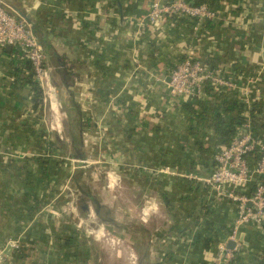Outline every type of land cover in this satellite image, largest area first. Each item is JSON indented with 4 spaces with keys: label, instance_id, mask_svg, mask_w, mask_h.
I'll return each mask as SVG.
<instances>
[{
    "label": "crops",
    "instance_id": "crops-1",
    "mask_svg": "<svg viewBox=\"0 0 264 264\" xmlns=\"http://www.w3.org/2000/svg\"><path fill=\"white\" fill-rule=\"evenodd\" d=\"M0 1L33 26L57 98L54 113L43 97L34 107L30 65L14 48L0 49V250L10 240L20 243L18 250L4 252L5 263L87 264L80 250L74 254L68 247L78 228L72 200L74 216L67 214L68 185L79 171L96 165L124 186L135 210L129 222L137 213L142 217L140 231L149 235L147 244L157 245L158 264H216L215 245L227 239L236 219L235 206L203 181L224 144L214 126L223 102L205 87L203 100L185 107L188 102L169 98L167 83L171 68L191 49L238 85L219 93L239 98L247 79L254 78L251 116L264 135L262 44L249 18L258 6L250 0H207L218 19L206 22L194 39L189 19L166 17L138 27L151 0ZM52 117L60 118L61 135L47 126ZM72 129L78 137L74 148ZM70 147L101 160L75 165L71 172L64 159L87 156L75 158ZM89 210L100 220L98 206ZM240 239L239 264H264V227L246 225Z\"/></svg>",
    "mask_w": 264,
    "mask_h": 264
},
{
    "label": "built area",
    "instance_id": "built-area-1",
    "mask_svg": "<svg viewBox=\"0 0 264 264\" xmlns=\"http://www.w3.org/2000/svg\"><path fill=\"white\" fill-rule=\"evenodd\" d=\"M166 17L193 21L194 39H197L199 30L206 22L218 19L217 13L207 4L195 5L185 0H151L144 20L137 22V25L140 27L146 24L151 27ZM7 46L14 48L20 58L30 65L32 88L41 91L43 102L48 103L51 111L56 110V89L44 48L33 26L0 1V49ZM207 84L215 92L235 91L238 86L236 82L224 77L222 69L197 59L191 49L169 72L168 96L172 101L180 100L183 103L202 101ZM254 84V78L247 79L248 86H243V93L239 97L244 106L241 113L244 122L237 127L228 144L218 147L213 155V171L203 180L218 198L230 201L236 208V219L227 239L215 245L216 264H230L235 260L242 249V227H264V135L254 131L251 116L253 102L249 87H254ZM49 128L61 135L60 118L52 117ZM85 162L81 161L82 164ZM230 242L233 243L232 248L227 246ZM19 248L18 240L8 241L0 250V264H6V250Z\"/></svg>",
    "mask_w": 264,
    "mask_h": 264
},
{
    "label": "rangeland",
    "instance_id": "rangeland-1",
    "mask_svg": "<svg viewBox=\"0 0 264 264\" xmlns=\"http://www.w3.org/2000/svg\"><path fill=\"white\" fill-rule=\"evenodd\" d=\"M250 2L259 8V10L254 11L253 18L251 15L249 18L255 22V30L259 36H257L258 40L259 38L261 40L262 46L259 49L262 52L261 64L263 70L264 0H250ZM61 107L63 108V106ZM46 122L47 126H50L51 119L46 120ZM79 141H82L81 138H79ZM70 150H72L70 155L87 156L84 157L86 158L85 160H83L84 158L73 160L72 157H68L67 160L64 159L71 172L74 170L75 165H82L81 161L90 160L88 162L92 163L93 161L101 160V158L92 157V151H85L82 154L81 151L77 152L71 147ZM95 166L90 165L81 175L77 173L78 180L70 184V186L68 185V189L70 190L68 191L70 205L67 208V214L69 217L71 215L72 217L74 216L71 200L74 201V204H77L78 210L77 217L75 218V225L78 226V228L75 226L77 234L75 229L70 235L73 236L74 244H68V247H71L69 251L74 253L72 251L74 249L76 250L74 254H77L78 250H80L83 256H85L87 264H158L161 256L156 249L157 245L154 244L155 246L153 247V244H147L148 240L150 241L149 235L140 231L144 229L141 225L142 217L137 213L135 217H132L134 219L129 222L131 214L133 215L135 210L132 212L133 208L129 206L131 202L125 200L126 193L124 186L122 187L118 184L116 176L110 175L109 169L100 170L96 169ZM114 179L115 181H113ZM82 192H86L85 196L87 198ZM63 193L65 194L66 192ZM88 198L96 200L103 207H110V209L102 210V218H105L107 222L101 220L102 218L99 220L94 213L90 216L89 207L93 208V204ZM110 212H112L111 216L109 215ZM51 213L57 219L60 218L56 212ZM67 214L65 213L64 216L67 217ZM56 218L54 219L57 220ZM112 219H116V222L113 223ZM78 236H81L85 241L89 240V244L81 243L80 245ZM77 244L80 246L77 247L78 249L74 248ZM158 250L160 251L161 249Z\"/></svg>",
    "mask_w": 264,
    "mask_h": 264
},
{
    "label": "trees",
    "instance_id": "trees-1",
    "mask_svg": "<svg viewBox=\"0 0 264 264\" xmlns=\"http://www.w3.org/2000/svg\"><path fill=\"white\" fill-rule=\"evenodd\" d=\"M189 1H193L195 5H199V4H207V0H189ZM239 9V8H238ZM182 61V60H181ZM32 74V73H31ZM207 91L208 93L213 92V88L207 84ZM206 91V92H207ZM34 95H35V100H34V107H36L38 104L41 103V91L39 89H33ZM214 96H219L222 99V111L216 114V118H215V133L217 135V137L224 143V144H228L231 140V138L233 137V135L236 132V129L238 126L242 125V123L244 122V120L241 118V113L244 110V106L243 104L240 102L239 98H230L227 95H225L224 93H219V92H213ZM191 102L189 101L188 103H185V107L188 108H193V106L190 104ZM237 112L236 116L230 117V115H232L233 112ZM255 111L254 109V105H252V110H251V114H253V112ZM221 115H227L226 119L222 120ZM255 123L253 124L254 126V131L259 132L256 128H255ZM71 126L72 128L76 127L75 122H71ZM75 131H73L72 129V136L70 137L72 140L71 142L74 144H72V147L74 148L77 145V141H78V137L75 135ZM76 156V157H75ZM75 158H82V155H75ZM80 173V175L82 174V171L78 172ZM77 181V176L75 175V179L74 181ZM82 194L85 196L86 192H82ZM87 198V196H85ZM89 199V198H88ZM91 201L92 204H94L95 206H98V211L102 210V207L99 206V204H96V201L94 199H89ZM85 205V204H84ZM82 207V206H81ZM101 218H102V214H100ZM100 218V219H101ZM101 220H103L104 222H107L105 220V218H102ZM111 221V220H110ZM238 257L239 255L236 256L235 260L230 263V264H239L238 262Z\"/></svg>",
    "mask_w": 264,
    "mask_h": 264
},
{
    "label": "water",
    "instance_id": "water-1",
    "mask_svg": "<svg viewBox=\"0 0 264 264\" xmlns=\"http://www.w3.org/2000/svg\"><path fill=\"white\" fill-rule=\"evenodd\" d=\"M6 48H7V49H9L10 47H9V46H7ZM227 246H228V248H232V247H233V243H231V242H230V243H228V245H227Z\"/></svg>",
    "mask_w": 264,
    "mask_h": 264
}]
</instances>
